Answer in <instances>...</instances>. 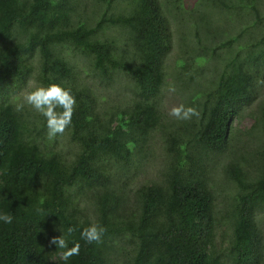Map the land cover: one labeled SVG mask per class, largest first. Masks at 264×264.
<instances>
[{
    "label": "trees",
    "instance_id": "trees-1",
    "mask_svg": "<svg viewBox=\"0 0 264 264\" xmlns=\"http://www.w3.org/2000/svg\"><path fill=\"white\" fill-rule=\"evenodd\" d=\"M165 1L177 10L178 28L192 25L200 45L187 46L169 75L181 88L197 83L187 100L199 116L190 120L162 109L173 32L159 0H130L118 12L116 0H0V213L13 216L11 224L0 222V264L264 261L257 221L264 150L248 171L236 158L223 159L226 189L210 178L233 121L264 85V0H199L205 9L185 14L182 0ZM214 11L243 23L215 27ZM195 61L200 71H192ZM52 83L76 100L62 134L72 153L59 135L48 138L42 115L27 105L16 110L23 91ZM256 119L243 134L264 139V102ZM158 131L160 176L136 185ZM220 221L230 233L217 243ZM93 223L107 229L102 243L80 237ZM60 235L69 248L80 244L79 255L62 258L66 249L50 244Z\"/></svg>",
    "mask_w": 264,
    "mask_h": 264
},
{
    "label": "rangeland",
    "instance_id": "rangeland-1",
    "mask_svg": "<svg viewBox=\"0 0 264 264\" xmlns=\"http://www.w3.org/2000/svg\"><path fill=\"white\" fill-rule=\"evenodd\" d=\"M118 5L116 6V11H120L121 9H129V1L130 0H116ZM159 3L161 5V8L164 6V11L166 13L167 19L171 23V30L173 32V47H172V52L168 56L169 60L167 62L168 64V81L172 85L170 86L169 83L167 82V86L165 89V96L163 100V111L167 114H169V111L172 107L174 106H179L183 104L185 107H192V104H190V101L187 100L189 96H192L196 94L197 90L196 89H181L179 88V85H176L175 82L173 81V78L169 75H172V72L175 71V61L177 57H181L183 52L185 51V48L188 46L191 47H200V45L197 43V38L194 36L193 33H196L194 30L191 29L192 25L185 24L183 27L178 28L177 21L175 20V14H176V9H172L171 4L167 3L165 0H159ZM99 5H93L92 10L91 7H88L87 12H90L89 14H92L94 10L97 9ZM202 4V1L199 0H182L181 1V8L185 12H193L196 8L199 10L202 9V11L205 9V6ZM208 6V5H207ZM264 9V7H262ZM216 15L212 18V23L215 27H223L225 25H232L236 29V26H239L242 24V20L240 19H233L227 21L226 15L224 14H218L217 11H214ZM229 16V15H227ZM240 29V27H239ZM197 33L201 34V38H204V32L202 30H199L198 27L196 28ZM264 31V30H263ZM258 30H255L254 33H257ZM107 35L111 36L110 32L106 33ZM181 37H185V41L181 39ZM244 38V37H243ZM244 40L247 42V36H245ZM219 39H216L215 42H218ZM243 41V40H242ZM192 42V43H191ZM191 43V44H190ZM120 46V45H119ZM122 47L124 45H121ZM184 49V50H183ZM224 51L221 50L220 54L223 53ZM218 53V51H217ZM219 54V53H218ZM229 59L225 58L224 60ZM223 60V61H224ZM190 61V59L185 60V62ZM201 65L199 61H195L192 63V71H200ZM188 66V65H187ZM224 69V65L220 64L218 68V73L221 72ZM209 76V75H208ZM212 77V79L215 78V76H209ZM204 82L206 80L204 79ZM175 88V92H170V88ZM122 88H117V92L121 91ZM116 92V93H117ZM24 91L21 93L23 95ZM257 97L256 99L249 104L247 107L244 108L242 112L241 118H237L234 123H233V134L239 133V138L238 139H233L230 138L229 144L230 147L229 149L221 156L218 157V162L216 163L215 169H213L210 172V178L212 179H217L216 184L220 185L222 188L226 189V177L224 174H222L221 169L225 165V161L223 159L227 158H236L242 167L246 168L247 171L255 168L256 163L259 161H262V157L259 155V153L262 150L263 144L261 140L258 138V133L257 136H254L253 134H243V131H246L247 129H250L255 121L257 120L256 117L259 116V110L261 108L262 103L264 102V85L262 88L259 89L257 92ZM111 96V94L109 95ZM23 100V96L20 98ZM105 100H109L110 98L108 97V94L104 96ZM187 100V101H185ZM59 141L60 144H63L68 151V153H72L73 149L66 146V136L64 135H59ZM163 143V137H161V131H158L151 143V146L154 147L155 150H153L149 155H148V163L144 167V171L141 172L135 181L136 185H140L142 183L150 182V181H155L158 180L160 176V172L158 169V163L161 162L162 157L159 156V149ZM219 174V175H218ZM212 184V183H211ZM232 192H234V187L233 185L230 186L229 188ZM219 202L222 206L226 205L225 200L221 199V196H219ZM260 228L262 229L264 233V213L260 214L257 219ZM230 233V227L228 224H223L220 221L217 229H216V239L217 243L220 242V236L222 233ZM264 264V261L261 263Z\"/></svg>",
    "mask_w": 264,
    "mask_h": 264
},
{
    "label": "clouds",
    "instance_id": "clouds-1",
    "mask_svg": "<svg viewBox=\"0 0 264 264\" xmlns=\"http://www.w3.org/2000/svg\"><path fill=\"white\" fill-rule=\"evenodd\" d=\"M199 81L200 83L206 84V82H204V77L202 76L199 77ZM31 84L32 82L29 81L30 86ZM196 85L197 83L190 82L189 84L182 86V88L180 85L179 86L181 89L186 90L193 88ZM169 91L175 92V88H170ZM25 105L30 106L33 110H35L37 113H39L45 118L48 138L54 139L57 135H62L68 128V126L71 124L72 116L74 114V109L76 106V100L69 89H65L59 84L52 83L47 86H37L32 90L26 89L23 93V103L17 104L16 110L21 111ZM57 109H59V111H57ZM169 115L176 118L177 120H190L193 116L198 117L199 113L195 108L185 107L183 104H181L179 106L172 107L169 111ZM232 133L233 129L230 134V137H228V149L230 147L229 142H231L230 138ZM258 138L263 144L261 150L263 152L264 139L260 138V134L258 135ZM129 147H131V145H129ZM227 150L217 156L219 157L223 155ZM0 222H3L5 224H11L13 222V216L7 213H0ZM74 231L75 229L72 227H69L67 229L69 235H71V233H73ZM106 231V228L93 223L90 226L83 228V230L80 232V237L88 244H99L102 243V238ZM50 244L56 245L59 249H66L62 254V258L65 261H67L74 255H79L80 244L75 243L72 247L69 248L68 242L63 235L53 237L50 240Z\"/></svg>",
    "mask_w": 264,
    "mask_h": 264
}]
</instances>
